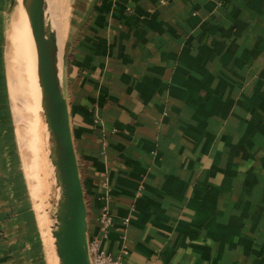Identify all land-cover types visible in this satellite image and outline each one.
<instances>
[{
  "label": "crops",
  "instance_id": "crops-1",
  "mask_svg": "<svg viewBox=\"0 0 264 264\" xmlns=\"http://www.w3.org/2000/svg\"><path fill=\"white\" fill-rule=\"evenodd\" d=\"M66 36L87 239L122 264H264V0H88Z\"/></svg>",
  "mask_w": 264,
  "mask_h": 264
},
{
  "label": "water",
  "instance_id": "water-1",
  "mask_svg": "<svg viewBox=\"0 0 264 264\" xmlns=\"http://www.w3.org/2000/svg\"><path fill=\"white\" fill-rule=\"evenodd\" d=\"M22 3L36 46L41 106L55 145L51 160L60 197L54 204V249L59 264H91L86 232V205L71 138L56 36L54 32L46 33L49 23L44 16V0H22Z\"/></svg>",
  "mask_w": 264,
  "mask_h": 264
},
{
  "label": "bare ground",
  "instance_id": "bare-ground-1",
  "mask_svg": "<svg viewBox=\"0 0 264 264\" xmlns=\"http://www.w3.org/2000/svg\"><path fill=\"white\" fill-rule=\"evenodd\" d=\"M44 1V16L49 23L46 33H55L59 59L61 53L57 40L60 39L62 30V0ZM11 12L7 35L9 59L6 62L11 96L20 129V140L29 158L31 157L30 165L34 169L31 184H34V190L39 199V207L44 214L48 241L52 248H55V238L52 234L55 223L54 204L60 197V189L55 178V168L51 160L55 145L41 106L36 46L22 0H15ZM45 207L48 211L45 210ZM50 217L52 221L50 220L49 224L48 218ZM53 251L55 252V249ZM55 257L57 264H59L56 252Z\"/></svg>",
  "mask_w": 264,
  "mask_h": 264
},
{
  "label": "rangeland",
  "instance_id": "rangeland-1",
  "mask_svg": "<svg viewBox=\"0 0 264 264\" xmlns=\"http://www.w3.org/2000/svg\"><path fill=\"white\" fill-rule=\"evenodd\" d=\"M87 1L62 0V30L57 42L61 53L60 62L65 91L67 81L64 77L63 59L67 51L66 35L75 10ZM14 3L15 1L0 0L3 10L0 18V176L11 175V178L13 177L12 179L17 182L16 208L11 211L13 226L12 234L9 235L15 240L12 241L13 245L10 249L6 250L8 254L6 262L1 264H57L54 247L52 248L48 241L44 214L39 207L34 184H31L34 169L30 165L31 157L29 158L20 140V129L7 73L6 62L9 59L7 35ZM45 210L48 211L47 207ZM8 218L9 216L3 218L4 222ZM48 219L50 224L51 217Z\"/></svg>",
  "mask_w": 264,
  "mask_h": 264
},
{
  "label": "built area",
  "instance_id": "built-area-1",
  "mask_svg": "<svg viewBox=\"0 0 264 264\" xmlns=\"http://www.w3.org/2000/svg\"><path fill=\"white\" fill-rule=\"evenodd\" d=\"M108 195L100 197L101 207L97 216L101 237H107L113 224V217L109 210ZM88 252L91 264H122V255H113L100 247V239H88Z\"/></svg>",
  "mask_w": 264,
  "mask_h": 264
}]
</instances>
